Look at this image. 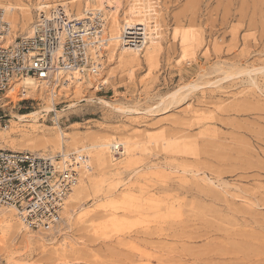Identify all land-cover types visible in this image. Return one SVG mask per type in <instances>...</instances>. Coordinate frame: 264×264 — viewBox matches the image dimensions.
Returning <instances> with one entry per match:
<instances>
[{
	"label": "rangeland",
	"instance_id": "rangeland-1",
	"mask_svg": "<svg viewBox=\"0 0 264 264\" xmlns=\"http://www.w3.org/2000/svg\"><path fill=\"white\" fill-rule=\"evenodd\" d=\"M138 1L103 10L107 29ZM150 1L157 43L125 64L106 51L80 93L44 83L58 111L40 114L42 126L13 122L38 99L2 100L0 148L28 151L16 132L40 128L38 141L53 142L63 130L93 176L54 234L0 223V264H264V0ZM105 139H128L131 152L93 166L90 146Z\"/></svg>",
	"mask_w": 264,
	"mask_h": 264
},
{
	"label": "built area",
	"instance_id": "built-area-1",
	"mask_svg": "<svg viewBox=\"0 0 264 264\" xmlns=\"http://www.w3.org/2000/svg\"><path fill=\"white\" fill-rule=\"evenodd\" d=\"M11 30L0 9V108L14 80L31 77L55 94L60 87L102 72L110 37L101 11L74 21L70 9L58 5L41 12L31 35H19L6 45ZM95 82L102 91L105 83ZM88 161L84 151L51 154L0 148V208L16 209L20 222L33 230L55 229Z\"/></svg>",
	"mask_w": 264,
	"mask_h": 264
},
{
	"label": "bare ground",
	"instance_id": "bare-ground-1",
	"mask_svg": "<svg viewBox=\"0 0 264 264\" xmlns=\"http://www.w3.org/2000/svg\"><path fill=\"white\" fill-rule=\"evenodd\" d=\"M11 1L12 0H0V9L5 10L6 19L12 25V30H11L9 37L7 38L6 45L12 42L13 39L19 35H22V36H25V34L31 35L33 31L34 22L36 21V18L41 14V12L43 11L48 12L52 8L58 7V5L67 6L71 12V18H73V20L75 21V20L89 19L91 17V13H96L97 11L103 12V10H108L112 14H114L118 10V8H120L124 4V0H56L55 1L56 3L53 0H38L33 6L25 5V7H23L19 5L18 3L15 4L13 2L14 3L13 4ZM153 7L154 6L152 5L150 0H142V1L140 0L136 3V6H134V10L131 12V14L128 17H125L126 23L124 22V25H122L120 21L117 20L118 18L116 15L115 17L117 19L115 18L114 20L115 22H113L114 24L111 27L109 26V28L106 30V35L110 37V40H109V43L106 49L107 51H109L110 54H112L113 58L115 60L117 59V61H119L121 64H125L128 61L130 62V60L133 61V59H137V57H139L140 55V51L143 48H145V46L147 45V41H150V44H148V49H146V51H149V46L151 47L152 43L153 44L154 42L157 43L158 36L154 32V30L150 28V23L148 22V20L151 17L155 16L156 14V11L154 10L155 8ZM36 11H37V17L35 18ZM125 33L129 34V36L126 35L125 37H123V34ZM138 38H141V40H138ZM139 42H141V45L137 44ZM155 50H152V51L156 52ZM152 51H151V54H152ZM154 52L152 55L153 58H154ZM149 54L147 56L151 55ZM150 58L148 59L150 60ZM149 60L148 62L152 63L156 61L157 59L156 60L154 59V61L150 60L151 62ZM133 63H136V62L134 61ZM84 81H86V79ZM84 81H80V82L76 81L77 85L76 83L75 85L78 88L76 89V92L78 91L80 93L82 91L80 84L83 83ZM70 87H71L70 85L67 86V88H70ZM7 90L8 91L2 96V100L5 101L6 104H9L13 100L15 101L25 100L27 98H32L35 100L38 99L39 101H41L37 104L39 106L38 108L32 111H29L26 114H18V116H16L13 121L15 123L21 122L22 124L23 123L27 124L29 122L35 125L33 126L35 128L36 125L40 124V122L38 121L39 115L42 114L44 111H46V113L58 111L55 106L56 100L54 101L53 94L49 95V93L52 90L49 93H47V89H45L44 83L38 84V82H36L31 77H26L25 79L14 80L11 83L10 88H8ZM99 101L104 104L110 105L109 102L103 98H100ZM71 105L75 106L76 104L74 103ZM117 108L119 109L121 107L117 106ZM39 129H37V131L35 132L27 131V132H23L20 134H18V132L16 131L14 132H16L15 134L17 135H20L21 138L19 139H22L24 143L29 144L28 148L32 152L40 153L43 151L45 153V151H55L57 149L59 150L62 149L61 151H64L66 147L70 146L69 141L71 140V138L66 133H64L63 130L58 132L55 141L52 142L46 137L45 141L39 142L38 138H36L38 134H40V131H38ZM5 130H7V128H5ZM3 133L0 134V138L8 140L10 136L8 137L5 135H2ZM125 140L126 139H124V141L118 140V139H111V140L105 139V140H101L91 145L90 146L91 148H95V151L92 152L93 166L95 164H97L98 166L110 165L114 160V156H113L114 150H118V153H121V155H128L131 152L130 147L132 146L130 145V142L128 141V139L127 141ZM85 149L86 148H78L76 152L83 151ZM90 162L92 161L90 160ZM114 164L112 166H114ZM91 167H92V164L89 165V162H88L84 168V171L81 174L82 176L80 178L79 184L77 185V188L71 194V196L69 197V200L67 201V205L63 209V212L61 214L62 216L60 219L61 223L65 222L66 224H69L73 221V218L75 217L76 212L78 211L76 210L77 200L81 196L86 194V190H87L86 186L93 176ZM15 214H16V209L14 208L13 209L0 208V223L3 224V226L7 230L18 228V230L25 229V231L26 230L30 231L31 228H28L25 224L21 223L20 221L15 220ZM87 214L88 213L86 214L80 213L77 219L78 220L83 219V217L86 216ZM61 223L55 228V230L60 227ZM55 230H51L48 232L51 235V233L54 234ZM25 231L23 232L25 233ZM27 234L28 233H26V235ZM42 235L43 234L39 236L42 237ZM30 236H33V235L30 234Z\"/></svg>",
	"mask_w": 264,
	"mask_h": 264
}]
</instances>
